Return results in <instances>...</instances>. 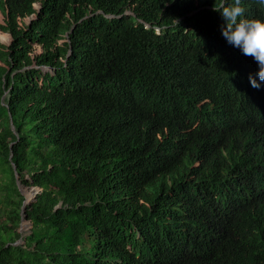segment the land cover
I'll list each match as a JSON object with an SVG mask.
<instances>
[{
    "label": "trees",
    "instance_id": "1",
    "mask_svg": "<svg viewBox=\"0 0 264 264\" xmlns=\"http://www.w3.org/2000/svg\"><path fill=\"white\" fill-rule=\"evenodd\" d=\"M263 70L264 0H0V264H264Z\"/></svg>",
    "mask_w": 264,
    "mask_h": 264
},
{
    "label": "clouds",
    "instance_id": "2",
    "mask_svg": "<svg viewBox=\"0 0 264 264\" xmlns=\"http://www.w3.org/2000/svg\"><path fill=\"white\" fill-rule=\"evenodd\" d=\"M260 74V75H259ZM257 75H259L257 77ZM256 81L258 84H260V91L263 93V85H264V70L263 72H257L255 73ZM191 208L188 210H185V214L190 212L192 209L191 204L187 203ZM209 204H210V214L211 217L208 220V230L216 232V233H222L225 235H228V225L231 215L228 217L227 212L223 210V206L221 204H218L216 201H213L209 198ZM232 212V211H231ZM231 214V213H230ZM204 219L203 217H201ZM222 234H220L222 236Z\"/></svg>",
    "mask_w": 264,
    "mask_h": 264
},
{
    "label": "water",
    "instance_id": "3",
    "mask_svg": "<svg viewBox=\"0 0 264 264\" xmlns=\"http://www.w3.org/2000/svg\"><path fill=\"white\" fill-rule=\"evenodd\" d=\"M14 168H15V171H16V167H15V166H14ZM17 176H18V175H17ZM29 201H30V200H26V201H25V205H26L27 203H29ZM25 205H24L23 212H22V220H23V223H24V224H25L24 215H25V210H26V209H25ZM24 224H23V225H24ZM23 225H22V228H23Z\"/></svg>",
    "mask_w": 264,
    "mask_h": 264
},
{
    "label": "rangeland",
    "instance_id": "4",
    "mask_svg": "<svg viewBox=\"0 0 264 264\" xmlns=\"http://www.w3.org/2000/svg\"><path fill=\"white\" fill-rule=\"evenodd\" d=\"M31 197H32V194L31 193L28 194L27 200H30ZM25 228L28 229V226L26 224L23 225V229H25Z\"/></svg>",
    "mask_w": 264,
    "mask_h": 264
}]
</instances>
